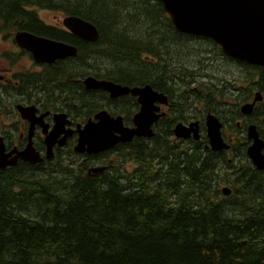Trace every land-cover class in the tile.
Here are the masks:
<instances>
[{
    "label": "trees",
    "instance_id": "16d2710c",
    "mask_svg": "<svg viewBox=\"0 0 264 264\" xmlns=\"http://www.w3.org/2000/svg\"><path fill=\"white\" fill-rule=\"evenodd\" d=\"M37 9L88 20L99 39L88 42L44 27ZM25 30L76 46V56L36 72L34 80L37 103L45 97L42 104L67 112L74 122L85 123L106 108L131 124L139 110L130 95L112 99L106 91L86 89L82 79L88 75L171 91L176 123L192 117L184 112L188 103L229 118L225 113L233 115V108L221 100L228 95L224 68L230 74L232 65L244 74L260 68L225 56L210 38L179 32L161 0H0V34L13 38ZM196 39L203 50L196 49ZM176 48L188 50L196 63H171L167 56ZM205 49L206 55L199 53ZM211 51L225 64L210 69ZM201 78L214 95L184 88ZM257 88L264 92V86ZM242 94L236 97L240 104L253 92ZM172 119L155 125L151 138L85 154L84 162L77 158L68 170L60 158L80 155L73 149L75 139L46 162L20 161L0 170V264H264V170L251 162L247 142L243 138L238 146L233 143L234 150L213 151L206 146L204 126L200 141L168 142ZM114 155L117 163L110 159L104 169H90ZM131 158L137 162L133 170L124 166ZM224 170L233 186L228 196L220 188Z\"/></svg>",
    "mask_w": 264,
    "mask_h": 264
},
{
    "label": "water",
    "instance_id": "95a60500",
    "mask_svg": "<svg viewBox=\"0 0 264 264\" xmlns=\"http://www.w3.org/2000/svg\"><path fill=\"white\" fill-rule=\"evenodd\" d=\"M165 10L170 14L178 31L195 36L211 38L222 48L223 53L235 59L261 66L264 70V0H161ZM63 24L76 36L88 42L99 39V30L95 24L78 16H66ZM15 39L22 48L28 49L38 62L53 63L77 54L74 45L63 41L39 36L29 32L16 33ZM87 89H103L110 92L115 98L121 95L132 94L138 97L142 104L141 110L135 115L134 127L125 126L122 116L114 117L107 110H101L90 118L84 125H77L78 144L75 151L78 153L95 154L112 148L118 142H130L134 137H152L153 121L160 114L153 116L154 110L159 107L154 101L167 103V96L154 90L149 84L130 87L110 80H101L88 76L83 80ZM261 93H257L258 96ZM144 97V98H143ZM148 99V105H144ZM153 99V100H152ZM258 99H261L259 97ZM253 103L244 104L243 108L251 110ZM145 108V111H144ZM21 116L30 122L29 142L22 151L16 149L7 152L3 138L0 137V170L17 164L18 158H23L32 164L42 161L39 151L33 144V135L36 125L43 127L47 157L53 156V147L56 143L63 146L72 134V121L65 112L54 114V126L49 131V124L44 118L48 112L37 115L35 105H18ZM146 114L149 115L146 118ZM107 120V121H106ZM223 124L212 113L207 115V134L209 146L214 151L228 149L221 132ZM174 132L178 138H201L199 121L189 125L178 123ZM63 135V136H62ZM249 138L253 142L248 146L247 153L255 167L264 169V140L254 125L249 127ZM207 145V147H209ZM16 153L15 156L12 155ZM225 195L231 194L230 187H223Z\"/></svg>",
    "mask_w": 264,
    "mask_h": 264
},
{
    "label": "flooded vegetation",
    "instance_id": "af4514ba",
    "mask_svg": "<svg viewBox=\"0 0 264 264\" xmlns=\"http://www.w3.org/2000/svg\"><path fill=\"white\" fill-rule=\"evenodd\" d=\"M62 16L64 18L66 14L62 13ZM63 18H60L56 22H48L39 15V20L41 21L44 27H49L54 30H65L71 33L63 25L62 23ZM17 32H21V31H17ZM25 32H31V31L25 30ZM16 33L13 38H8V37L6 38L0 35L2 36L3 39L6 38V42L10 44L3 52L0 53V114L2 112H4L5 114L7 113L3 119L4 121L0 123V136L3 138L7 152L14 149H16L17 151H22L26 147L28 142L30 122L21 117L18 109V105L34 104L38 108V114H41L43 112H48V114L45 117V122L49 124V129H51L54 124V114L58 112H65V111H54L51 108H48V105L42 104V102L45 100V97H42L41 101H39L38 103L35 97V93H36L35 85H34L35 73L40 72L43 69L46 70L55 67L58 60H56L53 63H42L36 61L33 54L28 49L20 47V45L17 43L15 39ZM0 44L2 45L1 42ZM209 60L210 62L208 67L212 69L210 65H215V63H217L218 61V57L215 54H211L209 55ZM230 70H231V74L235 73L234 68H230ZM46 72L49 77H52L54 75V73H52L51 71H46ZM255 74H257V78L249 81L247 86H244V84H239V86L236 88L235 87L229 88L230 92L236 91L238 92L239 95H241L244 91H248L249 93L253 92L252 95L243 96L244 98L247 99V101L241 103L240 108L237 111V115H239V120L237 122V125L241 129V135L244 138H246L247 142L250 141L253 142V139L249 138V127L252 125L256 127L259 137L264 140V92L261 89L257 88L260 85L264 86L263 68H258ZM240 81L242 82L244 81V79H240ZM225 90L227 91V89ZM258 92L261 93L258 96V98L261 97V99L257 98V100H255ZM161 93L167 95L168 102L161 103L159 100L154 101L153 105L155 107H159V110L157 109L154 110L153 116H157L160 114V117L153 121L152 124L153 126L157 124L166 125L169 119H172L170 117V114L176 111V107H175L176 100L174 99L173 94H171V91L161 92ZM174 93H175L174 95H177V89L176 91H174ZM134 99L136 103L139 105V110H140L142 104L139 103V100L137 98L134 97ZM246 103H250V104L253 103L251 110H247V108H243L244 104ZM75 105L76 108H78V104ZM139 110H137L135 113H137ZM210 110H207V113ZM134 115H132V123L131 124L125 123L126 125L129 126L135 125ZM193 121H199L200 129H202L203 126L206 128L207 114L205 115L204 122L202 121L201 118L198 117L196 118L195 116H192L191 118H188L186 121H184V123L186 125H189ZM172 122L175 123L174 118L172 119ZM79 123L81 122L76 121L73 122V124L71 125L73 128V132L67 138L66 145L68 143L73 142L74 139H77L78 134L76 128ZM36 126L37 127L35 129V133L33 137L34 146L40 152L41 157L43 158L42 162H46L45 159L48 158L46 155V144H45L44 134L42 132V127L39 124H37ZM237 139H238L237 137H231L229 141L235 143ZM64 147L59 146V144L54 145L52 158H54L56 154L60 151V149H63ZM229 149H231V145ZM15 155L16 153H14L12 157ZM20 161H25L30 163L29 161L23 158H18L17 162Z\"/></svg>",
    "mask_w": 264,
    "mask_h": 264
},
{
    "label": "rangeland",
    "instance_id": "374dc122",
    "mask_svg": "<svg viewBox=\"0 0 264 264\" xmlns=\"http://www.w3.org/2000/svg\"><path fill=\"white\" fill-rule=\"evenodd\" d=\"M37 12L39 13V15L43 19H45L48 22H56L60 18H63L62 12L56 11V10L37 9ZM2 36H4V35H2ZM2 36H0V42L2 43V45L0 44V53L3 52L10 45L8 42H6V38L7 37L5 39H3ZM193 42H195L194 44L196 45V49L203 50L202 40L196 39ZM1 46H3V47H1ZM204 48H206V47H204ZM206 49L203 52H199V53L206 55ZM176 51H177L176 54H172L171 53V55H168L167 56V58L170 60L171 63H173V61H176L177 59H179V61H183V62L185 61L186 65H190L192 63H196L195 62V59L196 58L193 57V56L190 57L189 56L190 52L188 50L179 51V49L176 48ZM211 54H213L212 51L208 53V55H211ZM199 59H201L200 61H203L204 60V57H202V55H201V57ZM156 63L158 64V61H156ZM217 65L218 66L224 65V62H223V60L220 57H218ZM210 67L212 68L213 65H210ZM232 68H234V72H235L234 74H230L229 73L230 71L228 70V67H225L224 68V69H226V71L228 73L227 77L225 78L226 79L225 80V86H226L225 89H227L228 95L222 96L221 97V100L224 101V102H229L228 103L229 105H226V107H230V108L235 109V110L232 109V111H231V113L233 115H235V114H237V110L240 108V101H237L236 100V97H238L239 94L236 91L230 92L229 91L230 90L229 88L230 87H235L236 88V87L239 86V84H244V86H247L248 83H249V81L254 80V79L257 78V74H255L256 71H252V73H249L248 72L247 74H244L241 69L236 68L234 65H232ZM183 71H185V69ZM202 78L196 84L184 86V88H186L187 91H192V89H196V92L205 93L204 95H209L211 93L214 95L215 92L213 90H210L209 89L208 83L205 80H203ZM240 79H244V81L241 82ZM226 84L230 85V87H228ZM219 86H223L222 81L220 82ZM213 88L217 89L216 87H213ZM225 89L223 91H226ZM187 94L190 95V93H187ZM216 94H217V97L220 98V96H221V90H217L216 91ZM130 98L131 99H134V98H132V96H130ZM207 110H210V109H205V108H203L202 105H198V103L196 105H194L193 107H192V103H188V106H185L184 112L186 113L185 115L187 117L196 115L198 118H201L202 121L204 122L205 115L207 114ZM247 110H250V109L247 108ZM201 111H205L204 115H203V113H201ZM210 112L212 114H214L215 116L219 117L218 114L215 111L213 112V110H210ZM229 113H230V110L227 113H225V115L226 116H229V118H227V117H226V119H221L220 117L219 118H220V120L223 123V127L221 128L222 135H223L225 141H227L231 145V148H232L231 150H234L235 148L233 146V143L229 141L231 137H237L238 138L237 141H236L237 143L235 142L237 146H238V144L240 142L244 141V139H245L246 142H247V140H246V138H244L241 135V129L237 125V122L239 120V117L230 115ZM6 114L4 112H2L0 114V123L2 121H4L3 119H4V117H5ZM175 115H176V113H171L170 114V117L171 118H174ZM72 122H74V121L72 120ZM178 122H182V121H178ZM203 129L204 128L202 127V129L200 130V135H201V138L202 139H203V135L205 136V133L203 132ZM174 137H175L174 134L172 135V137L168 136L167 137L168 138V142H171L172 140H175ZM178 140H180V138H178ZM250 142H252V141H250ZM250 142H247V146L246 147H248L251 144ZM207 145L209 146V143H207L206 146ZM224 150L225 149H223L222 151H224ZM216 152H221V151H216ZM77 154H80V155L79 156H76V154H71V155H65L62 158H60V160H61V166L64 167V168H66L68 170V168H70L72 166L73 160H75V159L78 158L79 160H77V162H82L83 159L86 158L85 153H77ZM117 157H118L117 155H114L111 158L102 159V160H100L98 162H95L93 165L92 164H89L90 169L93 170V171H100L101 169H104V167L107 165V162H108L107 160H110L111 159L113 161V163H117L118 162ZM226 157H228L227 158L228 160H229V158L231 159L233 157L232 156V152H231V154L228 153V155H226ZM127 162H129L128 163V166H126ZM136 163H137L136 160L131 158V159L125 160L124 166L127 167V169H129V170H133V168L135 166H137ZM29 164L36 165V164H32V163H29ZM225 170H228V168H225ZM225 170L219 176V177H222V179H223V182H221L219 180L221 182V187L220 188L223 191V187H225V186L226 187H230L231 188V193H232L233 186H232V184L226 182L228 172H226ZM232 174L233 173H231L229 175L232 176ZM236 187H239V186H236Z\"/></svg>",
    "mask_w": 264,
    "mask_h": 264
},
{
    "label": "bare ground",
    "instance_id": "6f19581e",
    "mask_svg": "<svg viewBox=\"0 0 264 264\" xmlns=\"http://www.w3.org/2000/svg\"><path fill=\"white\" fill-rule=\"evenodd\" d=\"M144 98V97H143ZM144 102V105L146 106V105H148L149 103H148V99H145V101H143ZM144 111H145V108H144ZM149 117V115L148 114H146V118H148ZM107 121V120H106ZM0 155L2 156V157H4V155L0 152Z\"/></svg>",
    "mask_w": 264,
    "mask_h": 264
}]
</instances>
